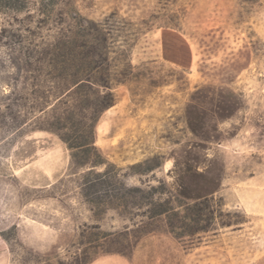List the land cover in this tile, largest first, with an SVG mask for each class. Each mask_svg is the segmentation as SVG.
I'll return each instance as SVG.
<instances>
[{
    "label": "rangeland",
    "instance_id": "rangeland-1",
    "mask_svg": "<svg viewBox=\"0 0 264 264\" xmlns=\"http://www.w3.org/2000/svg\"><path fill=\"white\" fill-rule=\"evenodd\" d=\"M0 14V264H264V0H0ZM73 14L110 18L132 67L96 147L127 187L163 182L154 199L175 214L104 210L43 129L24 55Z\"/></svg>",
    "mask_w": 264,
    "mask_h": 264
},
{
    "label": "trees",
    "instance_id": "trees-1",
    "mask_svg": "<svg viewBox=\"0 0 264 264\" xmlns=\"http://www.w3.org/2000/svg\"><path fill=\"white\" fill-rule=\"evenodd\" d=\"M109 21L110 18L88 21L73 14L71 23L62 27L64 23L56 22V34L50 40L41 39L24 55L25 70L33 69L38 74L41 87L38 110L42 113L43 129L57 137L70 152L71 169H88L82 176L85 193L100 192L104 210L110 208L108 201L114 199V208L120 214H130V208L144 209L141 215L148 220L175 214L169 208V200L154 199L166 194L163 182L156 187L149 184L144 188L127 187L118 180L117 173L110 171L96 147L101 117L116 103L115 86L124 84L132 73L125 50H114L117 42L114 32L118 29ZM98 167L104 170L95 172ZM148 171L151 169L145 172ZM201 198L207 201L205 196L188 198L194 202L182 206L198 212L197 201Z\"/></svg>",
    "mask_w": 264,
    "mask_h": 264
},
{
    "label": "crops",
    "instance_id": "crops-1",
    "mask_svg": "<svg viewBox=\"0 0 264 264\" xmlns=\"http://www.w3.org/2000/svg\"><path fill=\"white\" fill-rule=\"evenodd\" d=\"M0 18H1V14H0ZM0 22H1V19H0ZM92 264H96V262L95 263H92Z\"/></svg>",
    "mask_w": 264,
    "mask_h": 264
}]
</instances>
